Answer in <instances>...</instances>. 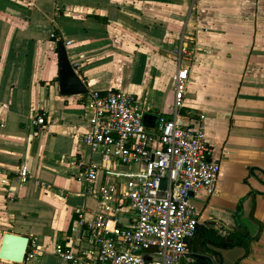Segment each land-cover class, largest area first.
<instances>
[{
	"label": "crops",
	"instance_id": "0c3cea01",
	"mask_svg": "<svg viewBox=\"0 0 264 264\" xmlns=\"http://www.w3.org/2000/svg\"><path fill=\"white\" fill-rule=\"evenodd\" d=\"M182 39L193 61L179 113L192 123L201 117L220 164L216 193L190 200L197 237L202 230L225 237L240 226L247 241L218 250L197 248L193 237L188 248L196 262L216 264L207 248L219 264H264V0H0V246L7 232L35 241L38 255L29 259L28 249L21 264H65L56 243L74 240L78 213H99L79 180L83 166L127 169L80 143L84 94H60L58 44L86 92L133 95L150 106L143 116L152 129L172 113V54ZM41 113L44 128H32ZM23 164L28 177L20 183ZM119 220L127 225L132 214Z\"/></svg>",
	"mask_w": 264,
	"mask_h": 264
},
{
	"label": "built area",
	"instance_id": "2783aa9c",
	"mask_svg": "<svg viewBox=\"0 0 264 264\" xmlns=\"http://www.w3.org/2000/svg\"><path fill=\"white\" fill-rule=\"evenodd\" d=\"M172 59L177 66L172 77L173 110L169 116H158L152 129L143 124L150 106L140 107L133 95L116 90L84 94L88 125L80 143L103 163L127 169L92 163L82 167L78 177L84 193L98 202L100 211L90 218L78 213L74 240L56 243L53 253L65 264H197L188 248L197 226L190 200L199 191L216 193L220 164L211 157L201 117L192 123L179 113L193 61L183 39ZM44 124L43 113L30 119L34 129L41 130ZM27 177L23 164L20 183ZM125 212L132 214V221L121 225L119 218ZM28 249L29 259L38 255L35 241H29Z\"/></svg>",
	"mask_w": 264,
	"mask_h": 264
},
{
	"label": "water",
	"instance_id": "95a60500",
	"mask_svg": "<svg viewBox=\"0 0 264 264\" xmlns=\"http://www.w3.org/2000/svg\"><path fill=\"white\" fill-rule=\"evenodd\" d=\"M58 87L61 95H81L86 93L85 87L74 73L64 49L63 43L58 44ZM157 117L155 120V124ZM143 124L146 126L143 116ZM155 124L152 128L155 127ZM165 181L162 180L160 187L164 188ZM29 239L24 236L15 235L10 232L4 233L0 246V260L21 264L24 261ZM198 264H214L210 257H199Z\"/></svg>",
	"mask_w": 264,
	"mask_h": 264
},
{
	"label": "trees",
	"instance_id": "16d2710c",
	"mask_svg": "<svg viewBox=\"0 0 264 264\" xmlns=\"http://www.w3.org/2000/svg\"><path fill=\"white\" fill-rule=\"evenodd\" d=\"M197 229L198 228L196 226V231H197ZM240 229H241V227L237 226V229L235 231L227 233V235L225 237H220L219 235H216L213 232L205 231V230L204 231L202 230V232L200 234H198V237H197V232L195 231L196 234H194L193 237H197V238H196L194 244L197 246V244H199V240H200V246L198 245L197 248H200L202 246V244H204V245L208 244L212 248L218 249V250L231 249V248H234L237 246H246L247 241L244 240V234L239 231ZM203 252L208 253L211 256H213L215 258L216 264L218 263L217 258H216L217 253L215 251L208 250L207 248H205L203 250ZM196 259H197V257H196ZM197 262H198V260H197Z\"/></svg>",
	"mask_w": 264,
	"mask_h": 264
}]
</instances>
